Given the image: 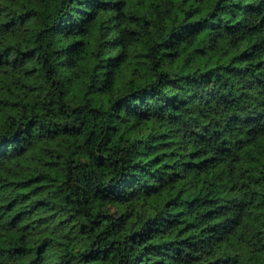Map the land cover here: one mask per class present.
Here are the masks:
<instances>
[{
    "label": "trees",
    "instance_id": "1",
    "mask_svg": "<svg viewBox=\"0 0 264 264\" xmlns=\"http://www.w3.org/2000/svg\"><path fill=\"white\" fill-rule=\"evenodd\" d=\"M0 264H264V0H0Z\"/></svg>",
    "mask_w": 264,
    "mask_h": 264
}]
</instances>
